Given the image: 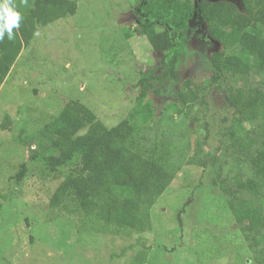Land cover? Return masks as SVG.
<instances>
[{
	"label": "rangeland",
	"instance_id": "374dc122",
	"mask_svg": "<svg viewBox=\"0 0 264 264\" xmlns=\"http://www.w3.org/2000/svg\"><path fill=\"white\" fill-rule=\"evenodd\" d=\"M75 2L73 15L39 26L33 35L21 22L22 48L0 82V264H254L245 234L264 228V220L246 223L244 229L237 225L218 187L208 183L215 175L203 171L207 152L216 153L227 84L206 97L208 111L199 121L190 120L181 103L162 115L173 122L179 142L189 145L186 160L193 159L175 172L151 207L150 230L105 225L84 216L74 203L49 206L80 152L50 170L29 161L32 138L68 100L82 102L104 125H115L134 106L138 80L161 72L162 53L138 31L142 0ZM189 40L178 80L208 74L204 57L217 47L205 32ZM226 59L235 61L234 56ZM228 86L234 101L243 103L242 117L250 126L255 102L264 97V75H237ZM174 87L171 82L162 94L148 95L159 116L175 99ZM154 131L160 134L161 127ZM22 164L26 171L18 180Z\"/></svg>",
	"mask_w": 264,
	"mask_h": 264
},
{
	"label": "trees",
	"instance_id": "16d2710c",
	"mask_svg": "<svg viewBox=\"0 0 264 264\" xmlns=\"http://www.w3.org/2000/svg\"><path fill=\"white\" fill-rule=\"evenodd\" d=\"M15 4L31 35L39 26L73 15L77 7L75 0H27L26 4L15 0ZM140 14L138 31L152 50L162 53L161 72L138 80L136 102L127 116L106 126L82 102L68 100L57 118L32 138L35 148H30L29 161L50 170L80 152L75 167L49 197V206L59 209L74 203L84 216L105 225L150 230L151 207L175 172L193 159L186 160L189 145L179 142L181 135L177 137L173 122L162 115L181 103L186 116L199 121L204 117L201 112L208 111L206 97L227 84L216 153L207 152L203 171L215 175L210 174L208 183L218 187L237 225L244 229L246 223L264 220V97L256 100V115L246 126L243 103L234 101L228 86L237 75L253 71L264 75V0H142ZM14 31L13 40L5 35L0 41V82L22 48ZM204 32L217 46L204 57L208 74L178 80L186 44L190 38L201 39ZM227 56H234L235 61H228ZM171 82L177 84L175 99L164 105L159 116L148 95L162 94ZM160 127V134L153 132ZM25 171L22 164L18 180ZM245 240L254 264H264V228L245 234Z\"/></svg>",
	"mask_w": 264,
	"mask_h": 264
},
{
	"label": "clouds",
	"instance_id": "9594fccd",
	"mask_svg": "<svg viewBox=\"0 0 264 264\" xmlns=\"http://www.w3.org/2000/svg\"><path fill=\"white\" fill-rule=\"evenodd\" d=\"M27 3V0H24ZM23 20L22 12L17 8L15 0H0V41L5 35L8 40L15 38V31L21 26Z\"/></svg>",
	"mask_w": 264,
	"mask_h": 264
}]
</instances>
